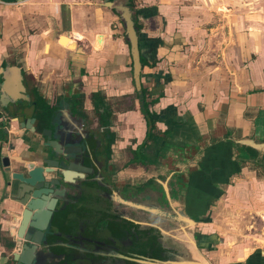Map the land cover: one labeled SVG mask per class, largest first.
<instances>
[{
    "label": "crops",
    "instance_id": "1",
    "mask_svg": "<svg viewBox=\"0 0 264 264\" xmlns=\"http://www.w3.org/2000/svg\"><path fill=\"white\" fill-rule=\"evenodd\" d=\"M125 1L133 7L138 29L139 57L144 61L139 80L155 121L152 140L145 139L147 124L139 108L130 44L113 8ZM201 3L0 0V83L11 75L29 96L19 98L16 91L6 106L0 104V148L12 160L33 159L46 138L41 127L61 122L59 131L71 135L85 131L87 145L82 140L73 144L84 150L85 162L90 158L105 162V200H110L108 193H116L115 174L129 184L156 177L173 201L171 208L182 209L193 219L210 215L212 220L198 224L201 229L193 233L194 242L210 259L206 261L257 264L259 257L251 256L255 249H264V232H248L245 224L256 214L264 221V171L258 174L264 170V34L257 32L263 19L254 15L259 26L247 34L240 30L213 36L209 30L215 28L206 23L214 15L212 5ZM14 107L19 120L34 117L35 129L20 125L13 117ZM61 138L62 144H70ZM113 165L114 174L109 171ZM99 169L98 178L103 172ZM6 179L0 165V264H13V225L21 208ZM212 201L230 209L218 214L217 206L210 205L208 210ZM232 203L238 208L231 214ZM173 208L171 213L176 212ZM107 215L102 220L109 228ZM172 216L165 221L170 228L172 221L176 232L189 229L186 221ZM234 216L238 222L229 228L226 217ZM65 219L56 212L47 238L49 249L41 246L34 264L77 262L62 256L76 252L69 240L73 227ZM234 234L242 238L234 246L226 245ZM217 236L220 241L212 246ZM178 242L175 251L183 243ZM183 246L189 249V244ZM80 252L86 262L113 256L109 246L96 251L86 246ZM156 254L148 256H169ZM132 258L139 256L132 254L125 262L140 264Z\"/></svg>",
    "mask_w": 264,
    "mask_h": 264
},
{
    "label": "flooded vegetation",
    "instance_id": "2",
    "mask_svg": "<svg viewBox=\"0 0 264 264\" xmlns=\"http://www.w3.org/2000/svg\"><path fill=\"white\" fill-rule=\"evenodd\" d=\"M56 126L59 131V128H62L61 122L56 123ZM61 131H59V138L62 137L61 139L66 142L69 141L68 143L71 145L76 146L73 142L81 140L86 145L89 142V138L86 139L85 131L82 132L84 135H81L78 130L76 132L74 130L72 135L67 131ZM81 153L83 154L84 150ZM81 153L75 152L73 160L85 166L87 171L81 178H74L73 182L76 187L64 192L63 203L53 215L55 216L57 211L62 212V216L66 218L65 224L74 229L69 234V240L72 245L75 243L76 252L73 254L71 250L66 251L62 255L63 258L70 260L75 258L77 262H80L72 261L70 264H88L90 260L95 264H126L124 261L132 254L136 256H152L156 253V256L158 254L169 255L171 249L174 250L175 241L178 244V240L177 236L173 235L176 234L174 230L176 225L171 221L173 228H170L165 221H167L166 217H170L172 214L174 216L172 219H176L177 212L171 213L173 201L166 194L161 182L156 177H151L140 184H129L127 180H122L115 174L116 193H108L110 200L107 201L103 198L105 191L103 175L108 170L105 162H97L95 158H90L88 162H85ZM91 163L94 165V169ZM99 168L103 171L100 178L96 176V173L100 171ZM115 169L116 166L113 165L109 171L114 174ZM76 173L79 172L74 171L71 174L73 176ZM107 205L109 208L106 207ZM173 210L175 209L173 208ZM107 213L111 222L109 228L105 227L102 220V216ZM164 231H168V233ZM86 246L94 247L95 251L107 249L109 246L113 256L104 259L101 256L96 261L95 259L87 260V263L83 260L84 254L80 252Z\"/></svg>",
    "mask_w": 264,
    "mask_h": 264
},
{
    "label": "water",
    "instance_id": "3",
    "mask_svg": "<svg viewBox=\"0 0 264 264\" xmlns=\"http://www.w3.org/2000/svg\"><path fill=\"white\" fill-rule=\"evenodd\" d=\"M121 19L124 29L125 38L130 44L132 56V73L137 91L140 86V69L138 51V29L135 23V15L133 7L125 1V3H117L113 6ZM15 70V69H14ZM4 81L0 83V104L7 105L10 97L16 91L20 95L19 98L29 100V96L25 94L22 83L13 76H4ZM19 79V78H18ZM17 86L15 87V84ZM35 105V102H32ZM14 107L13 117L20 122L21 126L35 129L32 125L34 117H24L19 120V115ZM41 134L46 138L40 143L36 156L33 159L23 160V158H10L9 153H2L0 148V165L6 176V184L12 188V195L20 205L18 213L19 218L16 219L14 227L15 233V250L11 251L10 259L13 264H34L40 255V247L47 245V238L50 228L53 225L54 212L60 208L63 203L64 192L76 187L74 178H81L87 168L74 162V153L80 152L81 147L71 144H62L59 139L58 126L56 124L51 127H41ZM9 150L14 148L12 143L6 140ZM14 161V162H12ZM78 171L72 176L71 173ZM176 220L186 221L191 228L195 223L192 217L183 215L185 212L177 210ZM183 228V226H181ZM182 233H187L183 228ZM193 234L189 239V249L180 245V251L183 254L176 259L172 258H153L149 256H139L132 260L140 264H210L206 260H200V253L193 240ZM186 253V254H185ZM185 254V255H184ZM120 255V254H119ZM189 255V256H188ZM118 256V253H117ZM11 264V263H7Z\"/></svg>",
    "mask_w": 264,
    "mask_h": 264
},
{
    "label": "rangeland",
    "instance_id": "4",
    "mask_svg": "<svg viewBox=\"0 0 264 264\" xmlns=\"http://www.w3.org/2000/svg\"><path fill=\"white\" fill-rule=\"evenodd\" d=\"M189 1H192V2L197 3V4L199 3L200 5H202L201 2H203L204 5H212V8H213L212 12L214 13V15H211L210 18L208 17L207 20L209 22H206V23L210 24L212 26V28H215V29L209 30L210 34L213 36L219 35L220 32L222 35H224L225 33L230 34V35L236 34V33L240 32V30L244 34H247V33H249V31L251 29H253V27H254V29H257V27L259 26L256 22H260V21H258L255 18V16L257 14L260 16L261 19H263V22H262L263 26H261V29L258 30L257 32L264 34V0H189ZM201 11H202L201 14H203V16H205V18H206L207 15H206V13H204V10L202 9ZM205 12H206V9H205ZM219 12L221 13V15L219 14ZM252 13H254V14H252ZM251 16H253V17H251ZM253 23H254V25H252ZM228 44H229V42H228ZM262 171H264V170L260 169V172H258V174L260 175L262 173ZM183 189H185V188H183ZM182 192L184 193L183 190H182ZM215 198L218 199L217 196ZM217 199H215V201ZM214 202L212 201V202L208 203L209 204L207 207L208 210L210 208V205L211 206H217V210H215V211H216V213L218 212V214H220L225 208L230 209L229 206L226 205V203H222V202L221 203L220 202L214 203ZM216 203H218V204L215 205ZM232 204L233 205H230V207L233 209L232 210L233 212H231V214L236 211V210H234L235 208H238L237 206H235L236 204H234V203H232ZM181 211L184 212L182 209H181ZM183 215H186V214H183ZM249 216H251V215L249 214ZM256 216L255 217L253 216V218H251L249 220L250 221L249 224H245L247 226V228H245V229L248 232H251V231L257 232L259 230L258 231L259 234L263 235V232H264V221L262 220L263 218L257 214H256ZM258 217L261 219L260 221H258V219H257ZM224 218L225 217H223L222 221L224 220ZM194 220L197 222V225L193 224V226L195 228H193V226H192L191 228L187 229L186 230L187 233L184 234V233H182V231L181 232L178 231V232H175L176 234H173L171 232L174 236H177L176 238L178 241L183 242L185 245H187V244L190 245L188 238L191 237V234H193L194 232L197 231L196 229H201L198 227H202V226H198V224L202 225V224L206 223L208 220H212V219H211L209 214H206L200 218H195ZM226 220L228 223L227 225H229V226L235 225V224H237L236 222H238V221H236L235 216L234 217H226ZM238 226H240L239 223H238ZM231 227L232 226H230L229 228H231ZM196 235H197V233H196ZM229 238L231 240L226 241V245H229V246L233 245L234 246L235 240H239L242 237L240 234H238V235L234 234V235H230ZM213 239L215 240V242H211V243H212V246H215L218 244V241H220V239L218 238V236H217V238L213 237ZM170 240L172 241V238H170ZM195 240L197 241L196 238H195ZM247 242H249V241H247ZM178 243H180V242H178ZM174 245L175 246L177 245V241H175ZM196 246H197L198 251L200 253V255L197 257H199L200 260H208L209 259L208 256L206 254H204V252H202V250L199 249L200 248L199 245L196 244ZM225 249H223V250H225ZM252 253L253 254L251 257H257V258L259 257L258 259L260 262H258L257 264L263 263L262 258L264 257V249H258L257 248ZM182 255L183 254L181 253L180 250L179 251H175V250L172 251V249H171L169 257L172 259H174V258L176 259V257H180ZM261 256H262V258H261ZM124 263H125V261H124ZM251 263H252L251 261L243 262V264H251ZM211 264H218V263L211 261Z\"/></svg>",
    "mask_w": 264,
    "mask_h": 264
},
{
    "label": "trees",
    "instance_id": "5",
    "mask_svg": "<svg viewBox=\"0 0 264 264\" xmlns=\"http://www.w3.org/2000/svg\"><path fill=\"white\" fill-rule=\"evenodd\" d=\"M140 63L143 64L144 61L142 57H139ZM137 97L139 99V108L140 111L143 115V118L146 121L147 124V133H146V138L148 140H152L153 137L155 136V132L152 131L154 129V118H153V113L149 110L148 107V102L145 100V89L141 88L139 91H136Z\"/></svg>",
    "mask_w": 264,
    "mask_h": 264
},
{
    "label": "bare ground",
    "instance_id": "6",
    "mask_svg": "<svg viewBox=\"0 0 264 264\" xmlns=\"http://www.w3.org/2000/svg\"><path fill=\"white\" fill-rule=\"evenodd\" d=\"M61 42L62 43H64L65 45H67V46H71L72 45V43H71V41L70 40H66L65 38H61ZM62 45V44H61ZM66 46V47H67ZM73 46V45H72Z\"/></svg>",
    "mask_w": 264,
    "mask_h": 264
}]
</instances>
